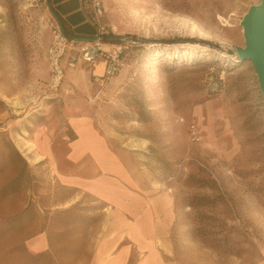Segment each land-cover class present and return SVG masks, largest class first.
<instances>
[{
  "label": "rangeland",
  "instance_id": "1",
  "mask_svg": "<svg viewBox=\"0 0 264 264\" xmlns=\"http://www.w3.org/2000/svg\"><path fill=\"white\" fill-rule=\"evenodd\" d=\"M258 2L101 0L123 64L105 84L91 76V95L67 78L81 60L68 64L78 41L63 56L58 88L47 87L57 24L47 1L0 0V264H71L85 234L113 214L61 185L53 161L33 154L35 122L60 132L78 114L169 205L179 262L264 264V100L250 62L226 53L243 46L239 21ZM41 231L51 251L30 254L25 239Z\"/></svg>",
  "mask_w": 264,
  "mask_h": 264
},
{
  "label": "crops",
  "instance_id": "2",
  "mask_svg": "<svg viewBox=\"0 0 264 264\" xmlns=\"http://www.w3.org/2000/svg\"><path fill=\"white\" fill-rule=\"evenodd\" d=\"M46 1L66 35L88 40L96 36V27L87 18L82 0ZM104 67L103 58L94 63L80 60L67 78L92 95L96 83H90L91 76L96 80ZM55 128V123L35 122L33 154L38 160L53 161L61 185L95 197L113 213L102 218L98 231L85 234L89 242L83 252L72 255L71 264H182L176 258L171 237V209L169 205L160 207L158 199L152 198V183L147 182L145 187L139 170L107 142L89 117L71 115L62 131ZM25 247L33 255L51 251L45 231L27 237Z\"/></svg>",
  "mask_w": 264,
  "mask_h": 264
},
{
  "label": "built area",
  "instance_id": "3",
  "mask_svg": "<svg viewBox=\"0 0 264 264\" xmlns=\"http://www.w3.org/2000/svg\"><path fill=\"white\" fill-rule=\"evenodd\" d=\"M82 8L93 25H95L97 34L91 40L80 41L77 48V57L72 56L69 65H74L75 59H81L86 63H94L99 58L105 61L103 74L98 76L102 84L108 82L121 68V54L123 46L120 43H108L107 46H102L100 33L104 31V26L101 24L103 16V6L101 0H82ZM73 40H70L66 34L62 32L61 26L57 23L52 32V39L47 48L48 62V82L47 87L56 90L60 85L65 71L63 56L66 53L69 45Z\"/></svg>",
  "mask_w": 264,
  "mask_h": 264
},
{
  "label": "water",
  "instance_id": "4",
  "mask_svg": "<svg viewBox=\"0 0 264 264\" xmlns=\"http://www.w3.org/2000/svg\"><path fill=\"white\" fill-rule=\"evenodd\" d=\"M239 25L242 30L244 44L226 53L234 56L239 62L248 60L255 70L256 79L264 100V0L251 4L242 15ZM64 33V31L62 30ZM65 34V33H64ZM73 41L88 39L68 36Z\"/></svg>",
  "mask_w": 264,
  "mask_h": 264
},
{
  "label": "bare ground",
  "instance_id": "5",
  "mask_svg": "<svg viewBox=\"0 0 264 264\" xmlns=\"http://www.w3.org/2000/svg\"><path fill=\"white\" fill-rule=\"evenodd\" d=\"M227 3V2H226ZM229 5H231V4H229ZM228 6V5H227ZM217 9V8H216ZM223 11V10H222ZM231 11V10H230ZM225 15V14H224ZM230 15H232V13H230ZM218 18H220L222 21H224V22H226V23H224V25H230V23H229V21L227 20V18H225V17H223L221 14H218ZM189 23H190V30L192 31V32H194L197 36H199V37H207L208 35L206 34V32H204L202 29H200L199 27H198V25H196L194 22H192V21H190L189 20ZM234 60H237L235 57L233 58ZM28 148V145H26L25 147H24V149H27ZM28 153V152H27Z\"/></svg>",
  "mask_w": 264,
  "mask_h": 264
},
{
  "label": "trees",
  "instance_id": "6",
  "mask_svg": "<svg viewBox=\"0 0 264 264\" xmlns=\"http://www.w3.org/2000/svg\"><path fill=\"white\" fill-rule=\"evenodd\" d=\"M99 35H100L101 41L104 43L105 42L106 43H117L119 38H120V35H115V34L107 32L105 30L103 32H101Z\"/></svg>",
  "mask_w": 264,
  "mask_h": 264
}]
</instances>
